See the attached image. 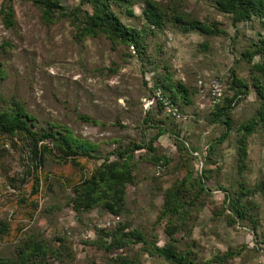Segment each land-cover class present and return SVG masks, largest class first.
<instances>
[{"label":"rangeland","instance_id":"obj_1","mask_svg":"<svg viewBox=\"0 0 264 264\" xmlns=\"http://www.w3.org/2000/svg\"><path fill=\"white\" fill-rule=\"evenodd\" d=\"M155 1L168 15L180 11L186 18L216 22L226 34L184 31L171 20L157 28L142 13L144 0H133L132 14L116 11L124 23L145 31L144 52L137 55L132 46L114 44L102 33L80 36L66 17L45 21L35 0L12 1L11 27L0 15V107L16 98L34 116L36 127L54 125L68 131L77 144L91 145L94 156L62 159L48 142L52 151L39 163L24 136L0 134V257L7 264H16L29 239L57 248V257H47L43 264H115L117 253L132 256L138 264H164L144 242L168 241V219H157L163 192L186 177L198 199L188 223L174 235L176 249L189 248L197 261H208L237 248L238 255L210 264H264V194L254 188L264 181V134L257 130L248 137L242 173L236 147V127L257 106L249 64L238 58L249 37L264 36V26L239 23V34L231 40L232 17L220 11L215 0ZM61 4L70 9L78 0ZM232 69L248 83V92L232 103V128L218 142L223 124L210 120L213 105L199 94L197 83L218 78L226 103L234 92L229 86ZM166 71L173 85L181 82L189 93L188 101L179 98V116L167 107L144 104ZM159 127L162 133L149 144ZM136 144L144 147L134 149ZM211 146L214 150L209 152ZM124 148L134 149L129 161L135 176L126 187L124 210L113 215L98 205L76 212L71 203L73 186L104 157L115 159L116 151ZM155 155L165 156V162L153 161ZM203 166L210 170L206 189L200 190ZM240 181L249 189L243 200L250 216L231 223L224 198L240 189ZM36 184L38 192L33 190ZM111 216L117 218L107 224ZM119 222L135 229L144 241L132 239L120 250L98 247L100 230L110 232Z\"/></svg>","mask_w":264,"mask_h":264},{"label":"trees","instance_id":"obj_2","mask_svg":"<svg viewBox=\"0 0 264 264\" xmlns=\"http://www.w3.org/2000/svg\"><path fill=\"white\" fill-rule=\"evenodd\" d=\"M12 1L2 0L0 5L1 20L6 27H11L15 23ZM35 2L41 11L42 18L47 22L53 21L58 16L66 17L73 23L82 37L97 36L102 33L114 44L122 43L132 46L137 55L144 52L145 31L124 23L116 11V9L124 10L125 13L132 14L133 0H78V4L70 9L61 4V0H35ZM215 3L220 11L230 14L232 17L235 34L231 40H234L239 34V23L255 21L264 26V0H215ZM142 13L147 23L157 28L162 26L165 20H171L178 23L184 31L197 29L207 35L226 34V31L218 27L216 22L205 23L197 19L186 18V14L180 11H173L172 14L168 15L155 0H144ZM248 39L245 47L240 50L238 61L245 60L249 64L251 86L257 96V106L255 113L236 127L239 173H242L246 167L248 137L257 130L264 134V36L259 34V37H249ZM168 74L166 71L162 80L155 82L154 88H159L162 94L168 96L179 109V98L183 102L188 101L189 93L181 82L173 85ZM229 86L234 90L232 97L224 103L223 95L220 102L212 106L213 109L209 114L212 122L221 123L224 127L218 142L226 138L232 128L230 117L232 103L237 101L238 95L243 96L248 92V83L239 78L234 69L230 72ZM10 102L7 107H0V134L24 136L30 142L32 155L38 158L39 163H41L45 153L52 151L48 142L57 148L62 159L70 158L73 161L77 157H94L91 153V145L88 147L83 143L77 144V141L68 131L63 132L61 128H54V125L36 127L34 116L26 110L19 100L11 98ZM154 105L165 108L161 102H156ZM81 118L95 123V120L87 116H81ZM161 129L159 127L157 134L149 139V144L162 133ZM143 147L139 144L134 145V149ZM134 149L117 150L115 159L104 157L91 173L85 174L81 183L73 186L71 203L76 212L87 211L98 205L113 215H118L124 210L126 187L135 181L134 165L129 161ZM213 150L214 147L211 146L209 152ZM152 160L165 162L166 158L155 155ZM209 170L210 167H201L198 176L200 190L206 189L205 181L208 179L206 173ZM240 185L241 187L237 192L227 193L224 198L225 202L227 201V208L229 209L227 215L231 223L237 219L242 220L250 216V207L243 200V196H246L249 189L243 181H240ZM42 186L43 184H41ZM38 188L39 186L36 184L33 187L34 192H38ZM254 188L259 189L264 194V181L257 183ZM197 199L198 192L191 188L187 177L176 181L164 190L163 203L157 219H168L165 226L168 241L163 245H157L155 242H144L148 246V252L161 257L165 261L164 264H210L212 261L223 263L240 253V249L235 248L215 256L212 260L197 261L196 254L189 248L183 251L176 249L174 235L188 223L190 211L195 207ZM100 231L101 237H99L97 246L108 251L123 249L132 239L144 241L141 234L135 229L128 228L127 223L119 222L110 232ZM24 244L26 247L20 249L16 264H43L47 257H57V248L48 247L42 241L29 239ZM114 261L115 264H138L132 256L120 253L114 256ZM0 264L7 263L0 257Z\"/></svg>","mask_w":264,"mask_h":264},{"label":"built area","instance_id":"obj_3","mask_svg":"<svg viewBox=\"0 0 264 264\" xmlns=\"http://www.w3.org/2000/svg\"><path fill=\"white\" fill-rule=\"evenodd\" d=\"M199 94L202 97H206L211 105L218 104L224 95V86L218 78H210L208 83L198 80L197 83ZM156 102H161L168 110L176 116H179L178 108L173 104L171 99L163 95L159 88H154L153 93L147 98L145 107H151ZM116 216L107 218V224H110L113 220H116Z\"/></svg>","mask_w":264,"mask_h":264}]
</instances>
